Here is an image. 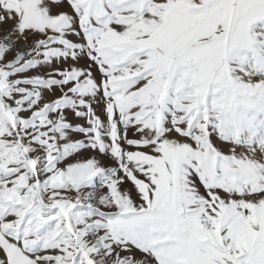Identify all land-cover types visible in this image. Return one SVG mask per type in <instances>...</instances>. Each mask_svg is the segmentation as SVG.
Returning <instances> with one entry per match:
<instances>
[{
	"label": "snow or ice",
	"instance_id": "snow-or-ice-1",
	"mask_svg": "<svg viewBox=\"0 0 264 264\" xmlns=\"http://www.w3.org/2000/svg\"><path fill=\"white\" fill-rule=\"evenodd\" d=\"M0 264H264V0H0Z\"/></svg>",
	"mask_w": 264,
	"mask_h": 264
}]
</instances>
